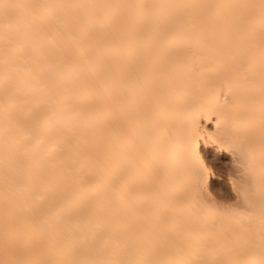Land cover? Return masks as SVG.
<instances>
[{"label": "bare ground", "instance_id": "6f19581e", "mask_svg": "<svg viewBox=\"0 0 264 264\" xmlns=\"http://www.w3.org/2000/svg\"><path fill=\"white\" fill-rule=\"evenodd\" d=\"M0 264H264V0H0Z\"/></svg>", "mask_w": 264, "mask_h": 264}, {"label": "rangeland", "instance_id": "374dc122", "mask_svg": "<svg viewBox=\"0 0 264 264\" xmlns=\"http://www.w3.org/2000/svg\"><path fill=\"white\" fill-rule=\"evenodd\" d=\"M212 133V130H211ZM204 149L203 158L209 170V179L213 184L211 189V196L217 200V202L225 205H231L235 203L232 197L229 178L232 175L230 168V161L227 153L223 150L212 152L211 149ZM229 188V189H228Z\"/></svg>", "mask_w": 264, "mask_h": 264}]
</instances>
